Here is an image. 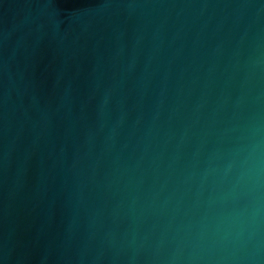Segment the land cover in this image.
Masks as SVG:
<instances>
[{
  "label": "water",
  "instance_id": "95a60500",
  "mask_svg": "<svg viewBox=\"0 0 264 264\" xmlns=\"http://www.w3.org/2000/svg\"><path fill=\"white\" fill-rule=\"evenodd\" d=\"M0 264H264V0H0Z\"/></svg>",
  "mask_w": 264,
  "mask_h": 264
}]
</instances>
